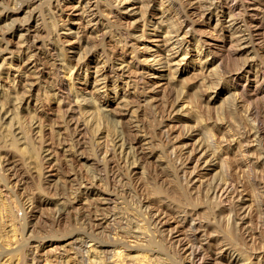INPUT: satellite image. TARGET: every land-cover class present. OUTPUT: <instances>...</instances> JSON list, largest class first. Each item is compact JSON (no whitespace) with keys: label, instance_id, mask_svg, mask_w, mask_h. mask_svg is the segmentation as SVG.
I'll use <instances>...</instances> for the list:
<instances>
[{"label":"rangeland","instance_id":"374dc122","mask_svg":"<svg viewBox=\"0 0 264 264\" xmlns=\"http://www.w3.org/2000/svg\"><path fill=\"white\" fill-rule=\"evenodd\" d=\"M58 1L64 7L63 10H66L64 15V18H66L71 10L68 6L73 5L76 0ZM88 1H90L91 4H95L97 0ZM210 1L213 0H201V2L204 3L201 7L207 8L208 6L209 10H212L211 20L202 17V9L198 8L193 10L192 7L195 5L199 6V0H155L156 6L154 12L156 13H151L147 20L149 23L151 19L156 21L158 16L162 15L160 12L162 2L166 3L167 6L165 7L169 9L162 15L166 20L162 22L158 28H154L153 24H148L146 26L143 25V21L140 17L141 9L138 8L140 3L148 5L146 2L150 3V0H130L128 2V9H122L123 11L121 12L115 11L114 15H112V19L114 20L109 23V27H107L109 28V30L107 29V31H109L108 35L112 37L107 36L105 43H103L104 45H99V48L94 50L93 48H91L92 50L87 48V50H84L85 48L83 49V47H79L76 42L72 41L75 39L76 30L79 31L77 28L78 16L76 15H72V19L66 20V27L61 30L62 40L66 39L68 41L57 42L53 40L56 36H53L55 25L53 24L52 10L55 9L52 7L53 5L51 2H55V0H16V2L13 0H0V10H3L4 8L5 10H11V15H9L8 19H0V82L6 87H0V107H2V104L3 106L8 105L6 108L12 109V112L7 115L6 119L4 118V115L3 117L1 116L5 121L0 117V162L3 161V163H8L6 165H0V264H48L46 255L47 253L48 255L53 253L50 248L54 247L55 249L58 247L57 251H63L62 246L59 248V245L68 243L78 235V237H80L89 234H84V231L88 229L84 227L86 225L84 221H87L88 217H93L97 212L95 209L97 203L106 207L107 210H103V213L106 212L114 218V225L112 226L113 231L110 229L112 232L111 234L116 235V233H118L117 231L120 230V236L122 234V236L125 235L124 238L126 240H129L131 244L136 245L135 249L129 248L127 253L124 249L125 251L120 253L121 255L123 253V257L119 256V254L112 256L110 253H105L104 255V252H102L104 257L103 259L101 258L103 263L100 264L188 263L184 261V256L178 248L175 247L176 245L169 241L167 235L168 232L166 233L167 230L164 231L160 225H156V222H154L156 218L154 215L158 212H165L164 214H167L165 216H167V218L169 217V221H172L171 223L174 225L175 222L172 217L177 215L176 211L178 212L184 207H187L189 210H192V213L194 212L192 216L193 218L195 217L194 220L200 224L201 231L199 229V233H204L202 235V242L206 241V237H210L209 231L212 227L210 228L209 219L211 218L213 204L206 196L203 188H200L198 182L194 184L190 183V186H187L188 182L184 180L183 173L180 171L179 166H177L178 157L175 156L174 149H179L185 144H188V146L186 145L187 147L192 146L195 143V139L199 138V135L200 138L202 137L203 141H205V143L208 142L209 145L208 131L211 125L209 124L210 121H219L220 118H222V120H230L232 117L242 119L248 114L247 111L250 108L259 110L261 105H263L264 27L261 29L260 35H254L256 36L255 42L257 43H255L254 46H246L239 51V53L235 51V41L230 42V39L233 36V39L236 40V37L238 39V36L240 37L243 32H248L249 27L253 24L251 23L252 17L255 16L254 18L258 20L264 19V4H262L264 3V0H218L219 3H217V0H214L215 2H212L213 5ZM98 2L97 10H107L110 4H114V0L113 2L111 0H98ZM255 6H258L257 8L261 7L259 8L260 10L257 8L255 9ZM110 9L113 10L114 5H111L108 10ZM185 10L186 13H189L190 17L197 22L194 31L189 37L196 36V38L209 40L212 50L215 52H213L208 58V55L204 53L201 55H194L195 52L193 51L194 53L192 55L186 57L179 64H173L179 71L177 72V78L171 81L165 76L157 77L152 75L148 76L149 73L146 74V68L149 66L153 67V65L158 67L160 63L153 62L154 60L149 55L150 52H145V55H149L150 60H148V62H142V65L145 66V76L143 78L149 80V83L146 85L147 88L142 93L139 103L137 102L134 104L133 109H135L136 112L132 115V112L130 113V111H127V113L125 111V106L123 107V105H121L120 97L116 98L115 91L109 89L106 94L103 89L96 90L94 88V67H90L86 72L84 66L82 70L77 71V74H74L72 78L69 77L70 71L63 70V63L69 61L70 63L75 64L79 55H84L85 53H87V59H90L91 63L93 62L92 64H95V61H97L98 58L101 60V55H99L101 54V48L104 46L107 49L111 47L116 48L115 44L120 45V42H123L122 37H119L120 34H117L116 31L119 30V32L126 36V32H124L126 31L125 28H129L131 31L135 32L136 35L138 34L137 39H132V41H135L137 44V57L132 58V52L127 54V58L132 60V65L135 66L138 63V60L142 57V48L139 47H142L147 43L153 45V48L150 51L154 52L157 47L156 44L159 42L158 39H161L165 33L164 31L170 27L169 17L177 14L182 15ZM256 12L258 13L256 14ZM229 14H231V17ZM234 15L235 17H238L235 18ZM229 18L235 19V21L239 22L241 26L237 29L230 27L229 25L232 20H229ZM217 19L222 22V25L216 28L214 27V24ZM56 21L61 23V21H58L57 19ZM29 26H32L30 32L33 34H35L34 28L36 26L39 28V33L36 34V43L34 45V49L37 51L38 55L45 47L43 42H47L46 47H51V49L49 48L51 52H56L54 59L52 58L50 60L51 62L54 61V64L39 65L42 68L44 76L38 80L40 85L38 84V81H35L37 83L34 84V88L29 94L32 98L31 104L33 107L32 111H29L30 113H28V110L26 109V104L20 109H17L16 106H14L15 108L12 106L16 100L14 99L15 94L11 89V86L14 83V75H18L16 78L20 79V75L25 72V68L19 70L17 65H15L18 62L15 58L18 55L16 49L19 44L18 42H20V29L23 30ZM70 26L73 27V31L69 29ZM172 26L170 29H172ZM111 30L114 32L111 33ZM100 32L101 27L88 33L91 36H94L92 40L96 41V37ZM115 36H117V38ZM246 40H243L242 42ZM229 42L232 45L234 44V47L230 45ZM61 46H65L67 49L65 50V54L63 49H61ZM55 47L57 49H55ZM13 49L15 51H13ZM118 49L120 50L121 48L118 47ZM39 58L43 60V56L41 57L39 55ZM205 59L207 60L205 61ZM202 62H204L205 65L207 63V68H205L203 72H200ZM232 70L243 71V76L239 78L234 77L233 73L235 72ZM8 72L10 74L9 76L6 75ZM138 76L141 77L142 75ZM53 79H56V82L60 81L62 87L59 91L60 94L57 97H52V94L48 93L47 85L52 83ZM111 83H113V81H111ZM209 86H212L210 90ZM125 87L126 85L121 82L119 91L122 93ZM109 88H111V86H109ZM213 91L218 92L216 103L211 108L206 109L202 106L204 104H202V100L209 99L213 94ZM255 91L258 93L254 94ZM4 94L5 96H3ZM11 94H13V97L10 96ZM242 95L245 101H240L241 103L239 102L237 106L236 102L238 101H235V99L236 97L240 99ZM59 100L61 106L58 107L57 104L59 103ZM98 101L102 104L100 106L101 108L104 106V110L98 108L99 106L96 104ZM175 101L179 102L180 105L174 112L169 113L167 109H169V106L171 105L170 102L174 103ZM184 104H187L188 106L182 107ZM71 106L75 109L74 111L73 109H69ZM65 108H67L66 111L64 110ZM97 109H100L99 111L101 113H99V111L97 112ZM88 111L93 113V115L95 114V116H90L91 113L88 114ZM66 112L73 116L72 118L74 121L75 119H79V122L82 124L80 128H75L73 125V127L68 126L64 124L65 122H62L64 120V115H68ZM10 114L12 116H10ZM36 117L42 120V132L41 130L38 131L37 129L33 130L31 128L30 119L35 120ZM88 118L91 119V121ZM242 120H244V118ZM96 122L97 124H95ZM60 123L64 125L61 126ZM135 123L139 127L137 125L135 126ZM99 128L103 130V133H100ZM20 129L22 131H20ZM129 129L131 130L129 131ZM13 131H18L19 133L22 132V135ZM23 131L26 133V137L23 135ZM118 132H121L126 139L136 138L141 135L139 137L140 147L143 148L142 153L139 149L140 153H138V156H135V159H138L136 157H139L137 161L140 163V165L136 166V169H134L135 171L133 170L129 173V171H126L127 169L125 170V168H123L124 166L121 167L119 165V163L122 165V162H119L117 170L120 166L119 168L122 171L119 169L118 172L120 171V175L122 173L123 178L122 180H110L106 175V171L105 173L104 170L99 171L98 169L99 172L97 171V152L95 151L99 149L97 141H101V143L104 141L102 144H106L107 147H110L109 145L112 144L111 138L113 139V136L115 137ZM76 136L80 137L82 140L80 141ZM76 139H79V141H76ZM145 139L146 141H144ZM261 142V146L264 147V138ZM100 144L98 145L100 146ZM15 145H17L16 149ZM43 145L45 147H43ZM47 147H50L55 154L51 161L48 158L46 160V158H44L46 156L42 153L45 152L44 148ZM39 155H41L40 157L42 158H40ZM38 158L40 159L38 160ZM130 160L132 161L133 159L131 158ZM226 160L229 162L228 164L233 162L232 155ZM37 163L38 165H36ZM94 165L96 166V169ZM45 166L47 168H45ZM217 169L220 170L217 162L213 164L211 163V165H206L205 168L201 169V173L204 174L201 178H206L209 181V178L214 176L219 178L224 177L227 168L224 169V171L220 170L219 172ZM41 171L44 172L41 174ZM231 172L233 173V171ZM248 172L249 173L245 172L247 174L246 176L245 174L242 176H244L243 179L246 177L244 181L246 182V198L247 201H249L247 203H253V211H251L250 214V223L253 229L252 231L254 232L255 244L251 247H246V249L251 251L252 247H255V250H252L254 253L261 251L264 253V208H258L259 201L260 203H263L264 200L261 199L264 195V165H260L259 163L258 166H255ZM98 173L103 175L102 181H92V185H87L90 188H86L85 185L91 181L93 177L97 176ZM236 174L239 175L240 173L235 172V177H237ZM251 182L253 184L255 183L253 187ZM106 189L111 193L109 194ZM256 199L258 202H256ZM88 209H91L92 212ZM93 211L96 212L94 213ZM98 212L101 213L102 211L99 210ZM221 224L223 223H217L212 229H217L216 232H218V234L224 235L227 240H232L236 243L240 237L236 235L234 231H232L235 233L233 236H231L232 234L230 232L227 234L226 232L228 229H225V225ZM172 225H166L165 228L169 229ZM110 230L108 231V229H106V231L100 232L97 235L98 237L95 236L96 240L101 244H105L109 241L111 243L112 239L110 236L113 235L108 236ZM187 230L188 229L186 228L184 232ZM190 231L191 230H188L185 233L189 235ZM12 232L14 233L12 234ZM136 233L140 236L139 242L141 243L139 245L135 242L137 240L134 236ZM101 234H103V236ZM230 236L234 239L230 238ZM122 240L117 238L115 241L118 243ZM238 242L236 243L237 245H244L241 243V240L239 244ZM75 243L76 242L73 241L70 244H66L64 247L70 248L75 245ZM118 245L117 249L120 248L121 250L124 248H121V244ZM138 246L140 248H138ZM205 254H209V250L206 249ZM34 255L36 256L35 259H33ZM109 256L111 258H109ZM49 257L52 258L53 255H49ZM260 262L263 264L264 261L261 260ZM81 263L88 264L87 261L78 262L77 264Z\"/></svg>","mask_w":264,"mask_h":264},{"label":"bare ground","instance_id":"6f19581e","mask_svg":"<svg viewBox=\"0 0 264 264\" xmlns=\"http://www.w3.org/2000/svg\"><path fill=\"white\" fill-rule=\"evenodd\" d=\"M13 1L16 2V0H13ZM111 1L113 2V0H111ZM129 1L130 0H114V4H110L109 7L111 5H114V9H116V10H114V9L108 10L109 7L107 10H97V6H98L97 4L99 3L98 0L96 1L95 4H91V2L88 0H76L73 5L68 6L69 8H71V10H70V13L67 14L66 18H64L66 10H63L64 7L61 5V3H59L58 0H55V2H51V4L53 5L52 7H54V9H55V10H52V12H53L52 19H53V24L55 25V27L53 29V36L54 37L56 36V38L53 40H55L57 42H61V41L66 40L65 38H64L65 40H62L61 30L66 27V24H67L66 20H70V19H72V15H76V16H78L77 28L79 29V31L76 30L75 39L72 41L76 42L79 47H83V49L85 48L84 50H87V48L88 49L93 48V50L96 48H99L98 46L105 43L107 36H109L108 35L109 31H107V29L109 30V28H107V27H109L108 24L114 20V19H112V15H114L115 11L121 12V11H123L122 9H126V8L128 9V5H129L128 2ZM213 1H210V3H212ZM219 1L217 3H219ZM141 2H143V1H141ZM199 2H200L199 6L195 5L194 7H192V6L191 7L193 8V10L198 9V8L202 9L201 10L202 17H204L205 19L211 20L212 10H209L208 6H207V8H205L204 6H203L204 8H202L201 6L204 3H202L201 0H199ZM136 3H138V2H136ZM146 3L148 5H146L145 3H142V4L140 3L138 6V8L141 9V16L140 17L143 21V25L146 26L148 24H153L154 28H158L159 25H161V23L166 20L162 17V15H163V13L168 11L169 8H166L165 7V6H167L166 3L162 2L161 3L162 7H161V11H160L162 13V15H159L158 18L156 19V21L151 19L150 23H149L147 20H148L149 16L151 15V13L152 12L156 13V12H154L156 2H155V0H150V3H148V2H146ZM262 4H264V3H262ZM206 5H208V4H206ZM212 5H213V3H212ZM107 6H108V4H107ZM257 7L255 6L254 8L256 9ZM210 8H211V6H210ZM259 8H261V7H259ZM259 8H257V9H259ZM259 10H256V11H259ZM10 11L11 10H5V8L3 10H0V19H8L9 15H11ZM236 11H238V10H236ZM199 13H200V11H199ZM239 13H241V12H239ZM257 13L258 12H256V14ZM263 13H264V11H263ZM231 14H229L230 17H231ZM242 14H244V13H242ZM251 15H252V13H251ZM261 15H260V17H261ZM239 16H240V14H239ZM234 17H235V15H234ZM236 17H238V16H236ZM254 17L251 18V20H252L251 23H253V24H251L252 26L249 27L248 26L249 24L247 23L248 24L247 26L249 27L248 32H245V33L243 32V34L240 37L238 36V39L236 37V40L233 39L234 38L233 36L230 39V42L235 41V46H236L235 51L238 53H239V51H241L242 49H244L248 45L254 46V44L257 43V42H255L256 36H254V35H260L261 34V29L264 27V19L258 20V19H255ZM55 18L58 21H61V23L60 22L58 23ZM230 19L231 18H229V20ZM29 20H28V22H29ZM169 20H170V22H169L170 27L173 25L172 29H170V27H169L168 29H166L164 31L165 33L163 34L162 38L158 39L159 42H157V44H156L157 47H156V49L154 48L155 49L154 52L150 51L153 48V45L146 43V44H144V46L139 47V48H142L141 49V51H142L141 56L143 57V58L141 57V59L138 60L139 65L137 63V65L133 66L132 65L133 61L129 60L127 58V54L129 52H132V58L137 57V50H136L137 44L135 41H132V39H137L138 34L136 35L135 32L131 31L129 28H125L126 31H124V32H126V36L123 35L121 32H119V30L116 31L117 34H120L119 37H122L123 42H120V45L115 44L116 48L111 47V48L107 49V48H105V46L101 48V54H99V55H101V58H102L101 60L98 58L97 61H95V64H92L93 62L91 63L90 59H87V53H85L84 55H79V57L76 59L77 61L75 62V64L70 63L69 61H66V63H63L62 64V66L64 68L63 70L70 71L69 77L72 78V76H74V74H77V71H81L84 66L86 68V72L90 67H94V73H95V78L93 79L94 88L96 90L103 89V91H105L106 94L108 93L109 89L115 91V96H116V98L120 97V103H122L121 105H123V107L125 106L124 107L125 111L126 112L130 111V113L132 112L131 113V115H132L134 112H136V110L133 109L134 104L137 102L139 103L141 96H142V93L145 91V89L147 88L146 85L149 83V80H147L146 78H143L145 76L144 75L145 74V71H144L145 66L142 65L143 61L148 62V60H150V57H152V59L154 60L153 62L160 63V65L158 67H155L153 65V67L149 66L148 68H146L147 69L146 74L149 73L148 76H150V75L157 76V77L165 76V77H168V79L171 81V80H174L177 78V74H178L177 72L179 71L178 68L176 66H174L173 64H179L182 60H184L186 57L192 55L194 52H195L194 55H201L204 53V54L208 55L207 56L208 58L210 57V55L213 52H215L214 50H212V46H211V43L209 42V40L204 39V38H196V36L195 37H189L190 34L194 31V27L196 26L197 22L194 21L190 17L189 13L188 14L186 13V10L183 12L182 15L181 14H177L175 16L171 15V17H169ZM231 20H232V22H230V25H229L230 27L237 29L241 26V24H239V22H236L235 19H231ZM215 22L216 23L214 24V27H216V28L218 26L222 25L221 24L222 22H220L218 19ZM244 23H246V22H244ZM99 27H101V32H100V34H98L99 37L98 36L96 37V35H95V37L97 39H96V41L95 40L93 41L92 39L94 36H91L89 33L92 30L98 29ZM243 27H244V25H243ZM31 28H32V26L24 28L23 30H21L19 28L20 29V34H19L20 42H18L19 44L17 45L18 47L16 50H17L18 55L15 58L18 62L15 65H17L19 70L20 69L23 70V68H25V70H24L25 72L22 71L23 74L20 75V79H17L16 77H18V75L15 74L14 75L15 78L13 81L14 83L11 86L12 87L11 89L13 90V92L15 94L14 99L16 100V101L13 100L15 103L12 106L13 107L16 106L17 109H20L23 107V105L26 104V109L28 110V113H30L32 111V108H33L32 104H31L32 98L29 94H30V92H32V89L34 88L33 87L34 84L37 83L35 81H38L39 79H41L42 76H44V74L42 72V68L39 65L40 64H42V65L54 64V61L51 62L50 60L52 58L54 59V55L56 54V52L50 51L51 47H46L47 42L46 43L43 42L45 47L39 53V55L41 57L43 56V60L41 58H39L37 51H35V49H34L35 48L34 45L36 43L35 41H36V37H37L36 34L39 33L38 32L39 28H37V26L34 28L35 34L30 32ZM69 29L71 31H73V27L70 26ZM121 30H123V29H121ZM220 30H221V27H220ZM113 32L114 31L111 30V33H113ZM109 37H112V36H109ZM115 37L117 38V36H115ZM119 40H121V39H119ZM243 40H246V41L242 42ZM66 41H68V40H66ZM72 41H70V42H72ZM263 42H264V40H263ZM193 45H195V46H193ZM230 45H232V44L230 43ZM61 47H62L61 49H63L64 54H65V50H67V49L65 48V46H61ZM118 47H120L121 49L119 50ZM10 49H12V48H10ZM55 49H57V48L55 47ZM58 49H60V48H58ZM13 51H15V50L13 49ZM163 51H165V52H163ZM59 52H61V51H59ZM145 52H150V54H149L150 57H149V55L148 56L145 55ZM3 59L6 60L5 58H3ZM207 59H205V61ZM204 62H202V67L200 69V72H203V70L205 68H207V63L205 65ZM209 64H210V62H209ZM172 65L174 66V68ZM10 66H11V64H10ZM244 67H241V68H244ZM18 68H17V70H18ZM232 71H234V70H232ZM234 72L235 73H233V74H234V77H236V78L243 76V71H241V70L240 71L235 70ZM6 75L9 76L10 75L9 72ZM138 75H142V76L140 77ZM56 81H57L56 79H53L52 83H49V85H47L48 93H51L52 97H57L60 94L59 91L62 88L60 85V81H58V82H56ZM111 81H113V83H111ZM121 82L126 85V87L124 88V91L122 93L119 91V86H121ZM38 84L40 85L39 81H38ZM109 86H111V88H109ZM0 87H5V85H3L0 82ZM211 87L212 86H209V90ZM206 90H208V89H206ZM256 93H258V92L255 91L254 94H256ZM240 94H243V93H240ZM12 95L13 94H11L10 96H12ZM3 96H5V94ZM217 97H218V92L213 91V94L210 96L209 99L202 100L203 101L202 104L204 103L202 106L205 107L206 109L211 108L216 103ZM9 99H10V97H9ZM39 99H40V97H39ZM60 100H62V99H60ZM60 100H59V103L57 104L58 107L61 106ZM236 100L238 101V102H236L237 106H238L240 101H242V100L245 101L243 95L241 96L240 99H238L236 97L235 101ZM50 101H51V99H50ZM34 102H35V100H34ZM248 102H249V100H248ZM96 104H98V106H99L98 108H101L100 106L102 104H100L99 101L96 102ZM170 104L171 105L169 106V109L166 108L169 113L174 112L176 110V108L179 107V105H180V103L176 102V101L174 103L170 102ZM187 104H184L182 107L188 106ZM1 106L2 107H0V117L1 116L3 117V115H4V118L6 119L7 115L10 112H12V109L6 108L8 105L3 106L1 104ZM103 108H104V106H102L101 109H103ZM69 109H73V111L75 110L74 108H72V106ZM64 110L66 111L67 108H65ZM99 110L100 109H97V112ZM247 112H248V114H246V116L243 115V116H245V117H243L244 120H242L243 118L242 119L241 118L236 119L235 117H232L230 120H226V119L222 120V118H220L219 121H215V122L210 121L209 124H211L212 126L210 125L209 131H208L209 132V145H208V142L205 143V141H203L202 137L200 138V135H199V138L195 139V143L190 147H187L188 144H185L183 147H180L179 149L178 148L174 149V147H173L174 152H175L174 154H176L175 156L178 157V161H177L178 165L177 166H179L180 171H182L183 176L185 178L184 180H186L188 182L187 186L188 185L190 186V183L194 184V183L198 182L200 188H203L204 192L206 193V196L208 197V199L213 204V206H212L213 208L211 211V218L209 219L210 228L211 227L213 228L214 225H217V223H219V224L223 223L221 225H225V229L226 228L228 229L226 233L228 234L230 232L232 234V235L230 234L231 236H233V234L236 233V235H238L240 237V239L238 237H236L239 239V240H237V242L238 241L240 242V240H241L242 241L241 243L244 244L243 246H241L242 244L237 245L236 241H235L236 243H234V241H232V240H230V241L227 240L224 235H220V234H218V232H216L217 229L213 230L212 228H211L212 230L210 229V231H209L210 237L205 238L206 243L202 242L203 241L202 235L204 233L203 234L199 233L200 224L194 220L195 217L193 218V216H192V214L194 212L192 213V210H189L187 207H184L182 210H180L178 212L176 211L177 215L172 217L174 219V222H175L174 225H172V223H171L172 221H169L170 218L169 217L167 218V216H165V215H167V214H164L165 212L164 213H161V212L155 213L156 215H154V216L156 218H155L154 222H156V225L157 224L160 225V227H162L164 231L167 230L166 233L168 232L167 235H168L169 241L172 244L174 243V245H176L175 247H177L178 250L183 254L184 261L188 262L186 264H190V263L191 264H261L260 261L261 260L264 261V253H262L263 251L254 253L252 250L253 249L255 250V247H252V250H251L252 252L249 249H246V247H251V246H253V244H255L254 243L255 242L254 241V232L252 231L253 229H252L251 223H250V221H251L250 220V214H251V211H253L252 210L253 209L252 208L253 203H249V204L247 203L249 201H247V198H246V196H247V194L245 192L246 191L245 190V188H246L245 183L246 182L244 181V179L246 177L243 179L244 176H242L244 174L246 176L247 175L246 173H249L248 171H250L255 166H258L259 163H260V165L261 164L264 165V147L261 146V143H262L261 141L264 138V103H263V105H261L259 110H255V108L254 109L250 108ZM66 113H68V112H66ZM90 113L91 112L88 111V114H90ZM99 113H101V112L99 111ZM91 115H93V113H91L90 116ZM10 116H12V115L10 114ZM93 116H95V114ZM72 117L73 116H71L69 113H68V115L65 114L63 117L64 120L62 122H65L64 124H66L68 126L73 125L75 128L76 127L80 128L82 124H81V122H79V119H75V121H74ZM4 118H2V119H4ZM60 118H61V116H60ZM97 118H99V117H97ZM5 119H4V121H5ZM95 119H96V117H95ZM89 120L91 121V119H89ZM89 120H87V121H89ZM30 121H31V124H30L31 128L33 130L37 129L38 131H40L42 129V126H43L41 123L42 120L38 119V117H36L35 120L30 119ZM84 122H86V121H84ZM89 122H87V123H89ZM64 124L60 123L61 126ZM95 124H97V122ZM86 125H89V124H86ZM136 125L137 124L135 123V126ZM21 129H20V131H22ZM53 130H54V128H53ZM130 130L131 129H129V131ZM99 131H100V133H103L102 129H100ZM118 131H120V130H118ZM13 132L17 133L16 131H13ZM29 132H31V131H29ZM41 132H42V130H41ZM21 133H19V134H21ZM78 133L80 134L79 131H78ZM78 133H76V134H78ZM19 134H17V135H19ZM25 134L26 133L24 132L23 135H25ZM106 134H108V133H106ZM121 134H122L121 132H118V134H116L115 137L113 136V139L111 138L112 144L110 143L111 144V145H109L110 147H107L106 144L103 145L102 143L104 141L102 143H101V141L100 142L97 141V146L99 147V149H97V151H95V152H97V161H96L97 162L96 163L97 164V171H98V169H99V171L104 170V173L106 171V173H107L106 175L110 178V180H115V179L122 180L123 175H122V173H121V175L119 174L120 171L118 172V170L120 169L119 168L120 166L121 167L124 166L123 168H125V170L127 169L126 171H129V173H130L134 169H136V166L140 165V163L137 161L139 159V157H136L138 159H135V156H138V153H140L139 149L142 153L143 147L142 148L140 147V138H139L141 135L136 137V138L135 137L134 138L129 137L130 139H126L123 136V134L122 135ZM136 135H137V133H136ZM41 136H42V134H41ZM101 136H103V135H101ZM126 136H128V135H126ZM132 136H133V134H132ZM25 137H26V135H25ZM76 137H78V136H76ZM78 138L80 139V137H78ZM141 138H143V137H141ZM144 138H145V136H144ZM79 139L78 140L76 139V141H79ZM96 139H98V138H96ZM81 140L82 139H80V141ZM144 141H146V139ZM18 143H20V142H18ZM79 143H81V142H79ZM98 144H100V146ZM16 146L17 145H15V149H16ZM71 146H73V145H71ZM43 147H45V146L43 145ZM80 147H81V144H80ZM22 149H21V151H22ZM24 149H25V147H24ZM44 150H45V152H42L46 156L44 158H46V160L48 158L51 161L54 158L53 157L55 155L54 152L51 150L50 147L44 148ZM25 151H24V154H25ZM35 151H37V150H35ZM131 153H132V155H131ZM95 155H96V153H95ZM230 155H232V157H233V162H230V164H228L229 162L226 159ZM40 156L41 155H39V157ZM35 157H37V156H35ZM40 158H42V157H40ZM40 158H38V160ZM131 158L133 159L132 161L130 160ZM119 162H122V165ZM216 162H217L220 170L224 171V169L227 168L225 176L220 177V178L217 176H214V177L209 178V181L206 178H201V176L202 177L204 176V174L201 173V169L205 168V166L208 164L211 165V163L213 164ZM118 163L120 166L118 167V170H117ZM4 164L6 165L8 163L7 162L3 163V161L0 162V165H4ZM39 164H41V163H39ZM36 165H38V163ZM45 168H47V167L45 166ZM95 169H96V166H95ZM115 169H116V171H115ZM39 170H41V169H39ZM220 170H218V172ZM231 171H233V173ZM43 172L44 171H41L40 173L42 174ZM235 172L240 173V174L239 175L236 174L237 177H235ZM242 172H244V173H242ZM102 177H103V175H101V173H98L97 176L93 177V179L91 181L88 182V180H87L88 183L85 185V187L90 188L87 185L88 184L92 185V181L93 182L95 180L96 181H98V180L102 181ZM254 184L251 182L252 187ZM93 185H94V183H93ZM146 188H147V186H146ZM104 190H103V192H104ZM106 191L109 192V194L111 193L107 189H106ZM259 196H261V195H259ZM259 196H258V198H259ZM263 196L261 199H264ZM104 198H106V197H104ZM176 199H177V197H176ZM100 201H101V199H100ZM256 202H258L257 199H256ZM100 206H101V204L97 203V206L95 207L97 212L95 211L96 212L95 213L93 211L95 213L94 216L88 217L87 221H84V223H86V225L84 227L88 228L86 231H84V234L89 233L88 235L86 234L87 237H86V235L78 237L79 236L78 235L75 239L69 241L68 243H65L63 245H59V248H60V246H62L63 251L62 250L57 251L58 247H56L55 249H54V247L50 248V249H52L53 253H50L49 255L50 256L53 255V257L50 258L48 253H47V255L45 253L48 264H77L78 262H83V261H85V262L87 261L88 264H96V263L100 264V263H103V261H101V260L103 259L105 253H107V254L110 253V255H112V256H114L116 254L117 255L119 254V256H122L123 253L121 255L120 254L121 252L126 250V253H127V250L129 248L135 249L136 245H133L130 243L129 240H126L124 238L125 235L122 236L123 235L122 234L121 235L122 237L119 235V233H121L120 230H119L120 232L117 231L118 233H116V235L111 234L112 233L111 230L113 229L112 226L114 225V222H113L114 218L112 215H109L106 212L103 213V210H107V209H106V207H103V206L100 207ZM261 207L264 208V200H263V203H260V201H259L258 208H261ZM88 210L91 211V209H88ZM99 210H101L102 212L101 213L98 212ZM174 213H175V211H174ZM84 215H86V214H84ZM117 225H118V223H117ZM166 225L167 226L172 225V226H170L171 228L169 227V229H168V228H165ZM186 228L188 230H191L189 232V235H187V233H185L188 230L184 232V230ZM11 229H14V228H11ZM106 229H108V231L111 229L108 236L113 235V236H110L112 239V242L110 243V241H109L105 244L104 243L101 244L98 240H96L95 236H97L102 231H106ZM157 229H159V228H157ZM88 230H89V232H88ZM108 231H107V233H108ZM200 231H201V229H200ZM232 231H234L235 233H233ZM14 232H12V234ZM103 234H101V235L103 236ZM134 236L137 239L135 242L138 243V245H139L141 243V242H139L140 236L137 233ZM231 236H230V238L234 239ZM117 238H119L120 240H122V239L123 240L116 243L115 240ZM73 241L76 242L75 245L77 243L78 244L75 246V245H73L74 244L73 243V244H71L73 246L70 248L64 247L66 244H70ZM144 241H142V242H144ZM27 242H29V241H27ZM239 242H238V244H239ZM118 244H121V248L122 247H124V248L120 250V248L118 247L119 249H117V246H119ZM172 244H171V246H172ZM138 248H140V247L138 246ZM36 249H38V248H36ZM72 249H74V250H72ZM206 249L209 250V254H207V255L205 254ZM256 251H258V250H256ZM102 252H104V255L102 254ZM37 254H35V255L38 256ZM35 255L33 256V259L36 258ZM109 258H111V257L109 256ZM117 258H119V257H117ZM111 260H113V259H111ZM263 264H264V262H263Z\"/></svg>","mask_w":264,"mask_h":264}]
</instances>
